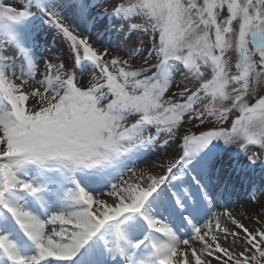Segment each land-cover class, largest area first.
I'll return each instance as SVG.
<instances>
[{
    "label": "snow or ice",
    "instance_id": "obj_1",
    "mask_svg": "<svg viewBox=\"0 0 264 264\" xmlns=\"http://www.w3.org/2000/svg\"><path fill=\"white\" fill-rule=\"evenodd\" d=\"M111 2L0 0V264H264V0Z\"/></svg>",
    "mask_w": 264,
    "mask_h": 264
},
{
    "label": "rangeland",
    "instance_id": "obj_2",
    "mask_svg": "<svg viewBox=\"0 0 264 264\" xmlns=\"http://www.w3.org/2000/svg\"><path fill=\"white\" fill-rule=\"evenodd\" d=\"M7 2L8 3H12V4H19V3L22 2V0H7ZM105 8H107L108 11L112 10V2H111V0H101V3L97 7L96 11L97 12H102V11L105 10ZM47 39H48V50H47V53L45 54L44 59H48L50 56L51 57H55L57 55H60L61 54L60 45H59V43L57 41H55L53 39V35L49 34L47 36ZM53 45L57 48V51H54L52 49ZM89 78H90L89 74L85 73L83 75V77H81V83L84 84ZM254 150H256V149H251L250 151H254ZM162 157L163 158H167L168 160H171V159L174 158V154H162V155L159 156V158H162Z\"/></svg>",
    "mask_w": 264,
    "mask_h": 264
},
{
    "label": "bare ground",
    "instance_id": "obj_3",
    "mask_svg": "<svg viewBox=\"0 0 264 264\" xmlns=\"http://www.w3.org/2000/svg\"><path fill=\"white\" fill-rule=\"evenodd\" d=\"M52 49H53L54 51H57V48H56L54 45L52 46ZM154 161H155V162H160V161L167 162L168 159H167V158H163V157L157 159L156 156H153V157L150 158V160H149L147 163L142 164V165H140L139 167H140V168L148 169V168L150 167V165H151ZM238 210H239V209H238Z\"/></svg>",
    "mask_w": 264,
    "mask_h": 264
}]
</instances>
